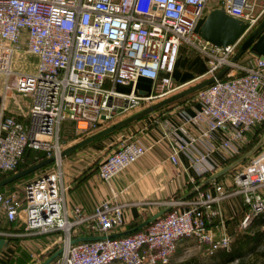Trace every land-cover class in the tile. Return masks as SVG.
<instances>
[{
	"label": "built area",
	"instance_id": "2783aa9c",
	"mask_svg": "<svg viewBox=\"0 0 264 264\" xmlns=\"http://www.w3.org/2000/svg\"><path fill=\"white\" fill-rule=\"evenodd\" d=\"M209 0H0V84L2 92L27 93L26 116L17 118L0 108V172L14 170L26 148L52 157L23 181L20 191H0V216L21 220L25 230L62 232V251L51 264H165L180 237H193L207 252L228 247L230 238L214 235L203 210L224 196L238 192L247 210L241 225L264 210V148L233 174L225 188L199 189L186 200L173 199L168 208L143 228L114 237L68 240L82 234H109L123 224L122 206L99 200L84 214L79 206L67 209L60 180L59 128L71 121L77 137L92 132L117 115L149 105L177 90L171 78L180 45H189L205 60L201 76H213L223 65L224 78H215L189 99L192 113L180 112L181 121L164 131L170 144L168 159L177 163L182 151L197 173L212 170L215 148L237 152L245 132L264 122V58L250 52L248 65L230 61L238 39L224 46L198 36L193 27L205 14ZM215 7L255 26L264 14V0H215ZM185 43V44H184ZM34 54L31 71L11 69L14 50ZM10 75H13L10 77ZM138 77L150 80L143 93L119 92L116 84L134 85ZM202 79V78H201ZM107 83V86L104 83ZM181 89V88H180ZM194 128L190 133L188 127ZM221 133L213 145L211 137ZM146 150L136 139H120L97 165L105 182ZM183 205V207H181ZM82 228V229H80ZM80 232V233H81ZM10 235L0 230V237Z\"/></svg>",
	"mask_w": 264,
	"mask_h": 264
},
{
	"label": "crops",
	"instance_id": "0c3cea01",
	"mask_svg": "<svg viewBox=\"0 0 264 264\" xmlns=\"http://www.w3.org/2000/svg\"><path fill=\"white\" fill-rule=\"evenodd\" d=\"M243 56L245 57V59L243 58L244 60L242 59ZM251 58L252 56L248 50L242 53L237 60L244 65H248ZM204 69V57L195 49L185 47L182 44L176 55L171 78L174 83L180 85L179 89L184 88L199 81ZM149 85L150 80L148 78L138 77L133 86L130 84H116L114 89L119 92H128L133 87L134 91L143 93L149 88ZM29 102V94L13 90L2 92L0 84V108L5 112L20 119L24 118ZM195 106L196 103L190 101L189 98L178 103L166 106L162 105L114 131L73 150V154L71 151L61 156L59 165L60 180L66 186L64 199L67 209H70L72 206H79L82 212L86 214L91 212L94 205L101 199H107L111 203H120L122 206L123 224L120 228L116 229V231H120L143 222L161 209L167 207V202L170 200L190 199L195 194L194 188L196 186L197 188L201 186V189L211 192H215L212 182L219 183L225 188L230 187L233 174L251 156L264 148V126H254L247 130L239 141L236 153L228 154L224 149H213L209 154V159L215 163V167L204 173H197L191 161L182 151L176 153V164L169 161L170 144L167 136L164 134L167 128L176 126L181 121V110L192 113ZM142 107L144 105L126 115H117L111 122L99 124L90 133ZM188 130L190 133L195 132L191 126L188 127ZM220 135L219 131L213 133L211 137L213 145L218 142ZM84 136L74 137V139L66 142L65 145L70 144L71 141L75 142ZM123 138L138 140L146 146V150L136 160L114 174L108 182L102 181L97 175L98 162L116 147L118 140ZM243 150L245 151L242 152ZM46 166H51V163ZM39 170L12 183L22 184L24 180L30 178ZM83 175L84 177L81 178ZM6 190H8L7 183L3 184L0 188V191L4 192ZM258 191L264 194V186L259 187ZM246 210L247 207L243 203L241 194L235 192L212 203L210 209L203 210V214L207 226L214 235L217 236L224 233L231 239L234 232L243 228L241 220ZM4 223H8V225L6 226ZM0 230H5L10 235L19 236L18 238L24 242L30 237L34 238V236L39 234L25 230L21 220L9 221L4 216H0ZM80 232L77 235L87 233ZM8 236L1 237L6 239ZM190 238L180 237L177 239L175 250L171 253L169 261L165 264H170L171 261L180 259L181 253H184L188 249L187 245H183ZM200 247L202 253L208 254L205 244L200 243ZM176 250L179 252L175 253ZM29 260L25 264L29 263Z\"/></svg>",
	"mask_w": 264,
	"mask_h": 264
},
{
	"label": "water",
	"instance_id": "95a60500",
	"mask_svg": "<svg viewBox=\"0 0 264 264\" xmlns=\"http://www.w3.org/2000/svg\"><path fill=\"white\" fill-rule=\"evenodd\" d=\"M246 24L242 22L240 19L232 17L228 14H226L221 8L219 7H213L207 10L205 14H203L201 17L197 19V21L194 24L193 31L200 36L201 38L209 41L210 43H213L215 45H221L224 46L228 43H232L236 39H240L242 36L238 47L233 52V54L230 56V61L237 60L242 53L245 50H249L254 54L259 55L260 57L264 58V15L261 17V19L257 22V24L251 28L250 30L245 31ZM228 69V65H223L219 70H217L213 76H208L205 78H202L201 80L190 84L184 88H181L177 90L176 92L161 98L149 105H146L142 107L141 109L121 118L118 119L107 126H104L98 130H96L93 133H90L72 144H69L68 146L61 149L60 156H63L89 142L92 140L103 136L105 134H108L109 132L114 131L115 129L131 122L132 120L143 116L162 105L177 99L183 95H186L190 92H194L197 89L209 84L212 82L215 78L221 77L226 70ZM244 157V156H243ZM53 160L52 157H45L29 166H26L20 170L14 171L11 174L3 177L0 179V186H2L5 183H8L12 180H15L16 178H19L29 172H32L41 166H44L46 164L51 163ZM165 207L161 209L159 212L155 213L154 215L150 216L143 222L125 229L120 230L116 232H111L109 234H80L71 237L68 242L73 243L80 240H91V239H97V238H103V237H114L118 235H123L129 232H132L138 228L143 227L146 225L149 221H151L156 216L160 215L166 209ZM7 244V239L0 237V250L4 248V246ZM63 246H59L56 248L53 252H51L46 258H44L41 262L38 264H49L52 262V260L62 251Z\"/></svg>",
	"mask_w": 264,
	"mask_h": 264
},
{
	"label": "rangeland",
	"instance_id": "374dc122",
	"mask_svg": "<svg viewBox=\"0 0 264 264\" xmlns=\"http://www.w3.org/2000/svg\"><path fill=\"white\" fill-rule=\"evenodd\" d=\"M215 0H209L207 3L206 11L210 8L215 7ZM185 44V43H184ZM185 47H190L188 44L184 45ZM245 59L243 56L242 59ZM243 59V60H244ZM36 62V56L34 54L26 53L22 49L14 50L11 58V69L15 71H31L34 68ZM13 75H10L12 77ZM1 77V76H0ZM201 78H205L202 76ZM201 80V79H200ZM107 86V83H104ZM59 136H60V145L62 148L68 146L65 145L66 142L71 139L76 138V135L73 133L72 124L70 120H63L60 123L59 128ZM74 141H71L72 144ZM72 154L74 151L71 152ZM71 154V155H72ZM62 158V157H61ZM21 184L10 183L8 185V190L6 191H18L20 190ZM1 188V186H0ZM4 191V192H6ZM6 226L8 223H4ZM9 228V227H8ZM21 228V227H20ZM16 229V228H13ZM12 232L11 230H8ZM10 239L7 242V246L5 245L2 251L0 252V264H25L29 259V263L27 264H38L44 258H46L51 252H53L56 248L62 245V232L59 231H49L46 233H39L38 236L30 237L26 242L19 239V236L9 235ZM188 247L184 253H181L180 259L176 261H171L170 264H179L184 260L189 259L188 264H206L208 262L209 257L207 254L202 253L200 243H197L195 238L191 237L188 242L183 245ZM175 250V249H174ZM179 252L178 250L175 251ZM181 252V251H180ZM113 264H119L118 262H114ZM229 264H236L235 262H231ZM241 264H264V257L259 256L256 258L255 262L252 259L243 260Z\"/></svg>",
	"mask_w": 264,
	"mask_h": 264
},
{
	"label": "trees",
	"instance_id": "16d2710c",
	"mask_svg": "<svg viewBox=\"0 0 264 264\" xmlns=\"http://www.w3.org/2000/svg\"><path fill=\"white\" fill-rule=\"evenodd\" d=\"M242 38H243V36L239 39V41L236 45V48L238 47ZM236 48H235V50H236ZM245 51H248V50H245ZM219 78H224V76L222 75ZM194 92H190V93L183 95L177 99H174V100L164 104V106L172 104V103H178V102H181L187 98H190L191 96H193ZM255 126L262 127V126H264V122L258 123ZM244 151L245 150H243L242 152H244ZM43 158H45V157L40 151L26 148L22 154L20 161L17 163L14 170L6 171V172H0V179L11 174L14 171H17V170H20L26 166H29V165H31V164H33V163H35V162H37ZM46 165H44V166H46ZM42 167L43 166H41L38 169H42ZM38 169H36L32 172H29V173H27V174H25L19 178H16L15 180L8 182L7 184L9 185L12 182L19 181V180L29 176L31 173L37 171ZM83 177H84V175L81 178H83ZM199 188L201 189L202 187L200 186ZM143 227H141V228H143ZM138 229H140V228H138ZM89 234H92V233H89ZM36 236H38V235H36ZM6 239L8 242L10 237H7ZM207 255L209 257V260H208V262H206V264H229L231 262H235L236 264H241L243 262V260L252 259L255 262L257 257H259V256L264 257V210L252 215L250 217L249 221L247 222V224L242 229L237 230L236 232L233 233L227 248L216 247L211 252H209ZM188 261H189V259L184 260L183 262H181L179 264H188ZM49 264H51V262Z\"/></svg>",
	"mask_w": 264,
	"mask_h": 264
},
{
	"label": "flooded vegetation",
	"instance_id": "af4514ba",
	"mask_svg": "<svg viewBox=\"0 0 264 264\" xmlns=\"http://www.w3.org/2000/svg\"><path fill=\"white\" fill-rule=\"evenodd\" d=\"M263 15H264V14H263ZM260 19H261V18H260ZM260 19H259V20H260ZM259 20H258V21H259ZM256 24H257V23H256ZM256 24H255V25H256Z\"/></svg>",
	"mask_w": 264,
	"mask_h": 264
}]
</instances>
